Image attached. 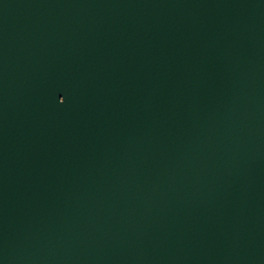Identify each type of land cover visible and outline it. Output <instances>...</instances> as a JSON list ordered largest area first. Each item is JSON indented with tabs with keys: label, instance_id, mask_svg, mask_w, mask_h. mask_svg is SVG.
Segmentation results:
<instances>
[{
	"label": "water",
	"instance_id": "obj_1",
	"mask_svg": "<svg viewBox=\"0 0 264 264\" xmlns=\"http://www.w3.org/2000/svg\"><path fill=\"white\" fill-rule=\"evenodd\" d=\"M0 264H264V0H0Z\"/></svg>",
	"mask_w": 264,
	"mask_h": 264
}]
</instances>
